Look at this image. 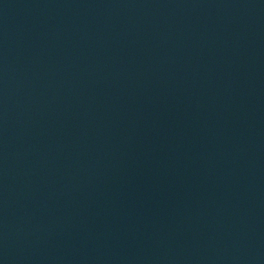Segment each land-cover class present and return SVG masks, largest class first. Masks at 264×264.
<instances>
[{
	"label": "water",
	"instance_id": "1",
	"mask_svg": "<svg viewBox=\"0 0 264 264\" xmlns=\"http://www.w3.org/2000/svg\"><path fill=\"white\" fill-rule=\"evenodd\" d=\"M0 264H264V0H0Z\"/></svg>",
	"mask_w": 264,
	"mask_h": 264
}]
</instances>
